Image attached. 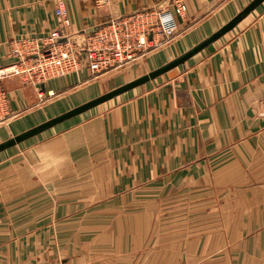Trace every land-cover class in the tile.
<instances>
[{
    "label": "crops",
    "instance_id": "0c3cea01",
    "mask_svg": "<svg viewBox=\"0 0 264 264\" xmlns=\"http://www.w3.org/2000/svg\"><path fill=\"white\" fill-rule=\"evenodd\" d=\"M64 1L77 36L185 4L171 47L145 55L155 69L251 0ZM55 8L0 0V68L14 62L18 41L43 44L58 27ZM119 83L117 72L91 78L86 69L38 86L4 78L0 142ZM187 195L256 207L263 225L252 247L250 233L242 241V264H264V1L182 66L1 151L0 264H201L185 232L156 227L161 200ZM224 254L235 264L233 246Z\"/></svg>",
    "mask_w": 264,
    "mask_h": 264
},
{
    "label": "built area",
    "instance_id": "2783aa9c",
    "mask_svg": "<svg viewBox=\"0 0 264 264\" xmlns=\"http://www.w3.org/2000/svg\"><path fill=\"white\" fill-rule=\"evenodd\" d=\"M107 0H94L96 6ZM186 6L176 2L171 9L157 8L111 19L90 33H69L65 1L56 0L58 27L49 32L43 44L23 39L11 48L14 62L0 68V83L16 76L38 86L61 76L76 75L86 69L91 78L130 66L151 50L170 44L179 29ZM8 105L0 84V125L7 121Z\"/></svg>",
    "mask_w": 264,
    "mask_h": 264
},
{
    "label": "rangeland",
    "instance_id": "374dc122",
    "mask_svg": "<svg viewBox=\"0 0 264 264\" xmlns=\"http://www.w3.org/2000/svg\"><path fill=\"white\" fill-rule=\"evenodd\" d=\"M175 40L166 48L171 47ZM171 55L174 58L178 54L171 51L169 56ZM144 58L145 56L130 66L114 71L120 76L119 85L153 70V64L146 62ZM218 198L213 195H203L202 198L187 195L182 199L161 200L156 209L159 210L156 227L161 231L170 229L185 232L183 236L195 244L196 250L201 247V264H225L224 252L226 247L232 249V246L235 250V264H242V241L247 240V234L250 233L252 247L257 241L252 237L260 231L263 224L255 221L258 218L254 213L256 207L242 206L240 201L232 206H224V202ZM191 246L193 248L194 245Z\"/></svg>",
    "mask_w": 264,
    "mask_h": 264
},
{
    "label": "water",
    "instance_id": "95a60500",
    "mask_svg": "<svg viewBox=\"0 0 264 264\" xmlns=\"http://www.w3.org/2000/svg\"><path fill=\"white\" fill-rule=\"evenodd\" d=\"M264 0H251L247 5H245L239 12H237L234 16H232L227 22L221 25L214 32L200 40L198 43L193 45L188 50L182 52L177 55L173 59L167 61L166 63L160 65L159 67L140 75L124 84H121L99 96L92 98L91 100L84 102L66 112H63L55 117H52L36 126H33L19 134H16L2 142H0V152L4 151L7 148H10L30 137L38 135L39 133L71 118L76 115H79L101 103H104L110 99H113L133 88L141 86L161 75L170 71L171 69L182 66L189 58L199 53L213 42L224 36L230 30H232L241 20H243L249 13H251L255 8H257ZM180 20V19H178ZM98 26L91 27L88 30L83 32L90 33L97 29Z\"/></svg>",
    "mask_w": 264,
    "mask_h": 264
}]
</instances>
